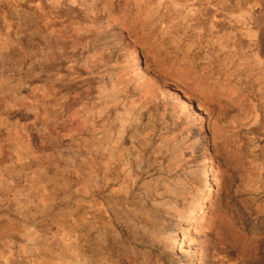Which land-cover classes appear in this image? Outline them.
Returning a JSON list of instances; mask_svg holds the SVG:
<instances>
[{"label":"rangeland","instance_id":"1","mask_svg":"<svg viewBox=\"0 0 264 264\" xmlns=\"http://www.w3.org/2000/svg\"><path fill=\"white\" fill-rule=\"evenodd\" d=\"M0 264H264V0H0Z\"/></svg>","mask_w":264,"mask_h":264}]
</instances>
